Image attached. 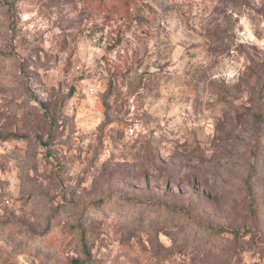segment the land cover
I'll list each match as a JSON object with an SVG mask.
<instances>
[{
  "label": "rangeland",
  "instance_id": "obj_1",
  "mask_svg": "<svg viewBox=\"0 0 264 264\" xmlns=\"http://www.w3.org/2000/svg\"><path fill=\"white\" fill-rule=\"evenodd\" d=\"M118 6L0 0V264H264V0Z\"/></svg>",
  "mask_w": 264,
  "mask_h": 264
},
{
  "label": "trees",
  "instance_id": "obj_2",
  "mask_svg": "<svg viewBox=\"0 0 264 264\" xmlns=\"http://www.w3.org/2000/svg\"><path fill=\"white\" fill-rule=\"evenodd\" d=\"M117 1V3L119 4V6L117 7L118 9L117 10H115L114 12L116 13V14H120V18L121 19H123L120 23H119V26L121 27L122 25L124 26H126V25H129V24H126V21H127V18H129V17H127V16H129V15H133V16H135L134 17V20H135V22H133V23H131L130 25H132L133 24V26L135 27V28H137V23L138 22H136V19H137V11H138V9H136L135 8V6H131V3H134V1L135 0H116ZM129 2H131V3H129ZM134 5V4H133ZM110 19V17L108 16L107 17V19ZM236 234H237V232H235Z\"/></svg>",
  "mask_w": 264,
  "mask_h": 264
}]
</instances>
